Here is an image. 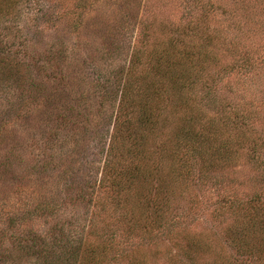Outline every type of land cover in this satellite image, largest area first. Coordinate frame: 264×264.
I'll list each match as a JSON object with an SVG mask.
<instances>
[{"label": "rangeland", "instance_id": "rangeland-1", "mask_svg": "<svg viewBox=\"0 0 264 264\" xmlns=\"http://www.w3.org/2000/svg\"><path fill=\"white\" fill-rule=\"evenodd\" d=\"M40 1L24 8L40 15L24 31L31 55L47 59L40 97L26 89V115L13 120L0 86L4 247L64 221L85 237L87 264H264V0ZM131 61L152 119L101 182L118 105L102 86ZM184 126L228 139L226 155L188 147ZM56 195L63 214L49 224L34 209Z\"/></svg>", "mask_w": 264, "mask_h": 264}, {"label": "trees", "instance_id": "trees-1", "mask_svg": "<svg viewBox=\"0 0 264 264\" xmlns=\"http://www.w3.org/2000/svg\"><path fill=\"white\" fill-rule=\"evenodd\" d=\"M31 1V2H30ZM42 5L40 0H0V86H7L12 90V94L7 99L9 101L6 109H9L8 116L12 119H17L22 116V113L26 115V108L29 107V102L24 99V91L29 89L31 95L34 96V102L38 101L40 93L43 88L42 77L37 78L40 71H44L47 62L46 58L42 56L31 55L30 45L27 35L24 31L31 21L40 18L39 13L25 11V6L34 9ZM43 11V10H42ZM49 10H44L43 16H47ZM41 13V14H42ZM22 15H26L24 25L19 21ZM49 21L60 17L56 15H48ZM83 23V20H79L78 23H73L75 28L79 27L78 24ZM82 26V25H81ZM64 50V43L63 47ZM50 52V51H49ZM54 53V52H53ZM52 53V55H53ZM51 56V54H50ZM60 57V56H58ZM53 55L49 59L54 60L58 58ZM31 61H42L44 64L34 65ZM52 63L54 61H49ZM135 61H131L127 69L122 68V71L106 77L107 86H102L103 93L107 90V95L114 96L116 98L117 111L115 114V122L113 128L108 130L110 141L107 150L109 158L106 159L104 170L102 172L101 182L110 178V174L114 173L116 169V160L123 156L127 157L134 155L132 153V146H141V142L148 133L149 121L152 119V110L148 108L146 102L140 98H136L135 95L140 94V88L134 81L131 72L134 68ZM134 71V70H133ZM61 82L63 77L60 79ZM146 81V80H143ZM157 91L160 92L164 89L163 80L157 81ZM149 87H152L151 85ZM165 93V92H164ZM161 95V92H160ZM21 97L20 100L17 98ZM136 98V99H135ZM142 98V97H141ZM144 101V102H143ZM79 106V105H78ZM80 107L71 106L70 110H78ZM130 108L131 118L123 119L127 114V109ZM62 114V113H61ZM66 114V113H65ZM76 115V113H74ZM77 116V115H76ZM6 118V117H5ZM132 118L137 119L136 123L132 122ZM68 117L64 114L60 115L61 126L68 124ZM7 120H0V138L4 130L7 128ZM187 120V119H186ZM125 121L127 129H124ZM67 125V126H68ZM136 125V126H135ZM178 137L184 140L188 144V147H196L200 153L212 152L217 155L224 156L226 154L220 153L221 146H227L228 139L222 136H205L203 132H200L195 128H183L179 129ZM150 132V131H149ZM209 133H214V130H209ZM206 155V153H205ZM136 157L139 158L137 155ZM9 162V161H8ZM3 166H8L7 160L2 161ZM49 196H51L49 194ZM62 197L56 195L54 197H47L40 204L36 205L34 212L39 210V216H43L46 222L50 223V219L56 216V212L63 208ZM63 214V211L61 212ZM38 216V217H39ZM23 217L20 216L19 220ZM47 223V225H48ZM69 223L59 221L51 226L50 232L45 234L39 232H30V234H20L16 240H13L12 247H4L7 241L8 233L5 229L0 231V264H87L88 256H86V250L88 249L85 242V237H77L72 233V229L68 227ZM255 225L249 223V231H254ZM70 233H69V232ZM264 235V218L257 221L255 232H261ZM240 242V241H237ZM241 247L243 248L242 244ZM244 248L249 247V243L244 244ZM88 251V250H87ZM252 252V251H251ZM260 252L264 254V242L260 243ZM253 253V252H252ZM90 256H92L90 254ZM263 258V256H262ZM262 258L257 257V260ZM137 264H145L139 262Z\"/></svg>", "mask_w": 264, "mask_h": 264}]
</instances>
